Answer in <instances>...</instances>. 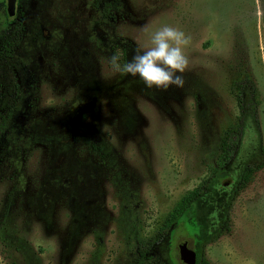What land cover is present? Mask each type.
<instances>
[{
    "label": "rangeland",
    "instance_id": "obj_1",
    "mask_svg": "<svg viewBox=\"0 0 264 264\" xmlns=\"http://www.w3.org/2000/svg\"><path fill=\"white\" fill-rule=\"evenodd\" d=\"M95 1L16 0L8 16L0 0V37L4 22L14 26L13 56L0 59V120L16 100L18 135L0 163V264H131L134 231L148 236L183 193L200 184L227 192L258 159L248 128L216 173L219 136L239 115L230 82L244 58L264 145L260 0H119L108 18ZM165 24L190 38L182 87L146 89L113 68L112 55L123 64ZM230 223L200 246L206 264H264V165L235 197ZM181 240L199 248L177 229L168 251L178 264Z\"/></svg>",
    "mask_w": 264,
    "mask_h": 264
},
{
    "label": "trees",
    "instance_id": "obj_2",
    "mask_svg": "<svg viewBox=\"0 0 264 264\" xmlns=\"http://www.w3.org/2000/svg\"><path fill=\"white\" fill-rule=\"evenodd\" d=\"M118 2L119 0H96V4L100 6L101 15L106 18L111 16L113 9L118 8ZM260 3L264 30V0H260ZM11 23V20L3 23L6 36L0 37V59L13 56L11 41L7 39V37L10 38L9 30L11 32L14 27ZM247 43H249L248 40ZM235 45L237 47L236 40L234 47ZM246 54L249 55L248 47ZM237 68V73L230 82V92L234 96L239 115L237 120L228 124L219 136L216 173L227 171L238 152L241 135L248 128L253 129L259 137L258 159L242 164L237 178L227 192L219 193L200 184L183 193L164 216L161 224L148 236H138V232L134 231V239H132L134 244L129 261L131 264H178L176 258L168 251L169 243L177 229L183 230L199 246L196 264H206L199 253L201 247L230 231L231 208L235 197L253 180L255 174L264 165V145L258 113V88L250 60L242 59ZM11 89L13 95L17 97V83L14 77H12ZM11 102L8 112L0 120V163L4 156L11 152L8 146L18 137L17 123L13 117L17 113V105L15 106L17 102L16 100ZM214 213L217 221L211 224V214Z\"/></svg>",
    "mask_w": 264,
    "mask_h": 264
},
{
    "label": "clouds",
    "instance_id": "obj_3",
    "mask_svg": "<svg viewBox=\"0 0 264 264\" xmlns=\"http://www.w3.org/2000/svg\"><path fill=\"white\" fill-rule=\"evenodd\" d=\"M190 38L184 31L163 25L150 34V46L135 49L131 58L121 64L118 55L109 58L120 74L138 78L146 89L167 90L170 86L182 87V73L188 65L184 48Z\"/></svg>",
    "mask_w": 264,
    "mask_h": 264
},
{
    "label": "water",
    "instance_id": "obj_4",
    "mask_svg": "<svg viewBox=\"0 0 264 264\" xmlns=\"http://www.w3.org/2000/svg\"><path fill=\"white\" fill-rule=\"evenodd\" d=\"M16 0H6V12L8 16H12L15 10ZM178 257L184 264H196L197 254L196 251L188 246L186 240H181L177 244Z\"/></svg>",
    "mask_w": 264,
    "mask_h": 264
},
{
    "label": "flooded vegetation",
    "instance_id": "obj_5",
    "mask_svg": "<svg viewBox=\"0 0 264 264\" xmlns=\"http://www.w3.org/2000/svg\"><path fill=\"white\" fill-rule=\"evenodd\" d=\"M15 5H16V1H15ZM94 5L97 6V7L99 8V10H100V6L96 4V1H95ZM113 10H114V9H113ZM6 14H7V12H6ZM100 14H101V12H100ZM101 16H102V15H101ZM102 17H103V16H102ZM103 18H106V17H103ZM107 18H108V17H107Z\"/></svg>",
    "mask_w": 264,
    "mask_h": 264
}]
</instances>
